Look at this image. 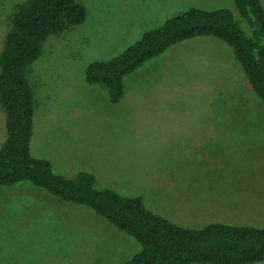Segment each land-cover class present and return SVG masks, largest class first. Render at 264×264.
<instances>
[{
    "label": "rangeland",
    "instance_id": "obj_1",
    "mask_svg": "<svg viewBox=\"0 0 264 264\" xmlns=\"http://www.w3.org/2000/svg\"><path fill=\"white\" fill-rule=\"evenodd\" d=\"M28 1L0 0V50L14 15ZM77 2L87 10L85 23L51 36L29 69L36 101L33 155L48 160L58 174L73 178L88 172L100 189L142 197L150 210L178 226L201 229L216 221L264 224L254 219L256 205L243 210H253L254 218L242 213L233 222L214 205L218 199L228 203L237 197L240 181L237 185L234 174H245L247 184L258 183L259 177L264 184V104L228 44L209 36L169 48L125 76V96L117 104L110 101L107 86L86 81L91 63L116 58L147 31L193 8L231 9L252 33L235 0ZM193 123L234 124L244 131L235 133V146L222 158L209 159V152H198L195 143L201 138L196 131L186 128ZM214 130L200 134L213 135ZM5 140L0 118V147ZM179 149L199 153L194 155L198 158L192 162L194 169L229 176L220 181L214 175L209 181L214 189L203 192L207 204H213L206 211L197 205L193 211L186 197L164 202L151 186L154 175L174 173L183 163ZM35 187L28 181L0 186L4 190H0V264H48L50 255L59 264H124L142 250L138 240L88 206L45 190L32 195Z\"/></svg>",
    "mask_w": 264,
    "mask_h": 264
},
{
    "label": "trees",
    "instance_id": "obj_2",
    "mask_svg": "<svg viewBox=\"0 0 264 264\" xmlns=\"http://www.w3.org/2000/svg\"><path fill=\"white\" fill-rule=\"evenodd\" d=\"M246 30L233 10L193 8L147 31L141 40L108 61L86 69L90 85L107 86L112 103L125 96L124 78L169 48L198 37L228 44L249 85L264 104V5L261 0H235ZM86 8L77 0H29L12 19L0 50V118L6 140L0 147V186L31 182L64 201L85 205L134 237L142 250L124 264H257L264 262V228L215 222L201 229L178 226L150 210L142 197L100 189L96 178L81 172L70 178L32 153L36 111L29 69L53 35L85 23Z\"/></svg>",
    "mask_w": 264,
    "mask_h": 264
},
{
    "label": "crops",
    "instance_id": "obj_3",
    "mask_svg": "<svg viewBox=\"0 0 264 264\" xmlns=\"http://www.w3.org/2000/svg\"><path fill=\"white\" fill-rule=\"evenodd\" d=\"M261 1L264 5V0ZM196 2L214 4L217 2V0H196ZM193 124H195L194 127L192 125H186V128H188L189 132H191V130L196 131V137L201 138V141L195 143V145H197L200 148L198 152L199 153L209 152L210 155H206L210 157L209 159H214L215 157H219V156H221L222 158L228 152L231 146L233 147L235 146V143L238 140V135H236L235 133L239 131L240 132L244 131V130H240L239 127L234 124H216V125L215 124L200 125L196 123ZM208 128H214L215 133H213V135L200 134L207 132ZM179 151L181 153L180 157H182L183 163L177 166V168H175L174 173L170 172V173H162L160 175L158 174L154 175L152 178L151 186L158 189V191L160 192L158 198L162 199L163 201L164 199H167L168 202H171L175 199H183L186 197L190 202L193 211H195L193 207L194 205L202 206V207L204 206L202 209L206 211L208 209V206L210 207L213 204V203L207 204V202L210 201L208 200L209 199L208 196H205L206 193L203 192L205 189L206 190L214 189V186L209 181H212L213 177L214 178L217 177L218 180L222 181L225 180L224 178H227L229 176H225L223 173L214 172V171H198L197 169L193 168L192 162L194 160L196 161L198 160V158H194V155H197L199 153L192 155V153L183 151L182 149H179ZM221 174H223L222 176L224 177H222ZM214 175H216V177ZM234 175L235 176L233 179L236 180V183L238 180L240 181L239 185L237 183V185L240 186V190H238L237 197L232 199L231 201H228V203L227 200L223 201V199H220L219 201L218 199L216 203L220 205L218 204H214V205L219 207V211L224 213V215H226L225 218L231 222L235 221V217L237 214H242V213L246 214L247 216L249 215V218H254L253 210L251 213L243 212V210L244 209L249 210L250 206L253 207L254 205H256L257 210L255 212V216L257 218L254 219H257L261 223H264V184L261 183V178L260 177L258 178L257 181L258 183L247 184L245 181H243L244 180L243 175L245 174L242 175L234 174ZM253 178L255 179V177ZM220 186L224 192L226 190L224 187V183L220 184ZM35 188L36 189H33L31 191L32 195H36L44 192L43 191L44 189L42 188H37V187ZM0 190L1 192L4 191L3 189ZM154 195L156 196V194ZM174 205H176V202L174 203ZM236 206H239L240 210ZM232 208H234V212L231 210ZM205 221L207 222L208 220ZM222 223H227V222H222ZM234 223H236V225L234 226H251V227L253 226L252 224H247V223L243 224L238 221ZM263 226L264 224H262L259 227H263ZM46 257L48 258V256ZM53 259L54 257L50 255L48 264L60 263L59 259L55 263H53ZM61 259L64 260L63 258Z\"/></svg>",
    "mask_w": 264,
    "mask_h": 264
}]
</instances>
